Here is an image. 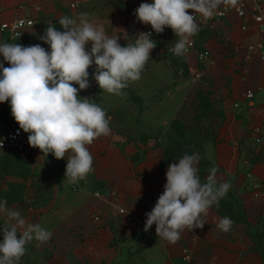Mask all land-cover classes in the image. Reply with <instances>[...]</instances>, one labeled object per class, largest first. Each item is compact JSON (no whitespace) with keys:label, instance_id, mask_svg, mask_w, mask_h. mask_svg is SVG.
Instances as JSON below:
<instances>
[{"label":"crops","instance_id":"crops-1","mask_svg":"<svg viewBox=\"0 0 264 264\" xmlns=\"http://www.w3.org/2000/svg\"><path fill=\"white\" fill-rule=\"evenodd\" d=\"M237 2L221 0L216 9ZM139 3L0 0V27L17 18L35 21L21 38H13L0 28V44H39L50 51V46L39 38L48 24L63 31L60 17L76 18L88 13L103 24L107 35L119 38V43L126 46L149 26L137 21L134 12ZM194 37L198 50L209 49L217 57L209 69L197 59V50L181 58L184 66L205 74L199 88L212 109L214 127L199 161L198 175L204 183L210 169L217 168L218 181L231 185L226 197L209 209L202 229H185L173 244L157 237L155 224L147 232L145 224L128 225L111 198L96 194L115 193L120 206L146 222L145 214L164 191L168 166L181 158L172 157L151 137L162 123L176 116L187 97L181 85L183 66L171 63L170 53L162 54L157 37H152L156 47L141 78L129 82L121 95L112 96V103L120 108L105 110L108 93L93 78L96 66L88 69L90 86L80 90L82 97L106 111L111 134L88 146L94 170L86 181L70 184L64 180L67 154L57 160L51 153L42 156L31 146L22 151L0 148V200L6 199L8 207L19 210L28 223L40 224L52 232L51 239L40 247L36 241L27 244L31 264H264L260 250L264 238V155L254 153L251 144L254 128L264 123L263 24L251 12L245 18L229 12L215 28H200ZM178 39L170 29L161 41L176 43ZM86 49L90 51V42ZM0 63L10 66L2 54ZM249 90L254 91L252 98L246 97ZM128 91L136 100L126 96ZM166 94L170 96L163 103ZM164 106H168L165 116ZM138 120L145 124L137 125ZM14 126L19 125L11 114L10 102L0 103V139ZM225 216L233 221L227 233L217 228L218 220Z\"/></svg>","mask_w":264,"mask_h":264},{"label":"clouds","instance_id":"clouds-1","mask_svg":"<svg viewBox=\"0 0 264 264\" xmlns=\"http://www.w3.org/2000/svg\"><path fill=\"white\" fill-rule=\"evenodd\" d=\"M220 2L153 0L141 3L134 14L138 22L151 25L157 34L171 28L179 38L172 51L180 56L200 30L196 14L209 19ZM58 23L63 31L50 23L39 37L50 51L39 44H0V54L10 65L4 67L0 63V103L10 102L15 122L29 133V145L39 148L42 156L51 153L59 160L67 154L64 180L76 184L86 181L94 170L88 146L111 134L106 111L90 98L79 96L80 90L90 86L88 69L94 64L93 78L99 88L119 96L129 82L141 78L156 42L151 39V32H140L134 43L121 46L119 38L107 35L103 24L88 13L76 18L62 16ZM89 42L90 51L86 49ZM200 159L197 152L185 153L168 166L164 191L145 214V232L155 224L157 237L174 244L185 229L204 227L209 209L219 205L231 185L218 181L215 167L202 183L198 175ZM0 214L6 218L0 233V264H19L27 244L36 241L40 247L52 237L51 231L28 223L19 210L8 207L6 199L0 200ZM232 225L233 221L225 216L218 220L217 228L227 233Z\"/></svg>","mask_w":264,"mask_h":264},{"label":"rangeland","instance_id":"rangeland-1","mask_svg":"<svg viewBox=\"0 0 264 264\" xmlns=\"http://www.w3.org/2000/svg\"><path fill=\"white\" fill-rule=\"evenodd\" d=\"M160 45H165L166 42L159 41ZM162 54H166L163 52ZM171 55V54H170ZM174 57V56H170ZM177 59V57H174ZM182 66V77L181 85L187 90V97L180 107L176 116L162 123L157 132H153L152 138L156 143H160L167 150H170L172 157H182L185 153L192 154L194 152L199 153L202 157L205 145L210 141L211 134L213 131V119H211L212 109L210 107V101L208 97L204 94V91L199 88L202 84L205 74L203 76H198L190 68L184 66V62L178 58L177 59ZM95 68L94 65H92ZM91 66V67H92ZM90 67V68H91ZM126 89V88H124ZM127 90V89H126ZM183 90V89H182ZM79 96L82 97V91H79ZM112 94H108L107 100L108 104L105 106V110L112 112L114 109H118L121 106H116L112 103ZM126 96H130L132 99L136 98L131 96L130 91L127 92ZM170 94H166L161 99L167 101ZM123 107H127L124 106ZM142 108L146 107L145 105L141 106ZM151 106H147L150 108ZM168 106H164V116L167 113ZM122 109V108H121ZM170 111V109H169ZM140 117H138L139 119ZM135 122V121H132ZM125 123H130L126 122ZM137 125H141V121L138 120ZM145 124V123H142ZM145 136H150L149 133H146ZM131 138H135L132 136ZM144 139H148L145 138ZM5 217L0 214V233H2L3 226L5 225ZM3 236L0 234V242H2ZM260 250L262 256L264 257V238L260 243ZM30 248L26 245L25 255L20 259L19 264H31L29 261L30 257Z\"/></svg>","mask_w":264,"mask_h":264},{"label":"built area","instance_id":"built-area-1","mask_svg":"<svg viewBox=\"0 0 264 264\" xmlns=\"http://www.w3.org/2000/svg\"><path fill=\"white\" fill-rule=\"evenodd\" d=\"M139 1L140 3L136 6V9L140 6L141 3H152V0ZM229 12H235L241 18H245L249 14V12H251L255 20L263 24L264 30V0H238L236 4H226L220 9H215L213 16L209 19H204L201 15L196 14V22L199 25V28H215L217 23L221 21ZM190 14H193L192 11L190 12ZM34 24L35 21L33 18L25 17L17 18L10 22H4L1 24L0 28L2 31H8L11 37L13 38H21L24 36L26 29ZM246 27V25L243 26L244 29ZM170 29L171 28H165L162 33L157 34L152 30L151 25H149L147 26L145 32H151V38L157 37V41H161L164 33L169 31ZM174 45L175 43L166 42L165 45H160L159 47L162 52L168 51L172 56L180 59L190 54L192 50H197V59L199 61H203L208 69L217 61V57L209 49H197V41L194 36L191 37V42L187 46V50L183 55L177 56L173 53L172 49ZM190 69L194 71L199 77L203 76L201 71L198 70V68ZM253 96L254 91L249 90L248 92H246V97L252 98ZM28 135L29 134L25 133L22 129L19 128V126H14L9 128L5 132L3 138H1L0 140L3 141V148H14L22 151L27 147H30L28 143ZM251 144L254 153L264 155V123L254 128V134L251 139ZM36 149L40 151L39 148ZM96 194L104 198H111L112 203L116 206L118 213L124 216V219L128 225L145 224L144 217L135 215L129 210H127L125 207L119 205L118 198L115 193L97 191ZM95 219L99 220L100 217L95 216ZM184 251L186 253V257H189V249L186 248Z\"/></svg>","mask_w":264,"mask_h":264},{"label":"trees","instance_id":"trees-1","mask_svg":"<svg viewBox=\"0 0 264 264\" xmlns=\"http://www.w3.org/2000/svg\"><path fill=\"white\" fill-rule=\"evenodd\" d=\"M178 59V58H177ZM174 57H168V60L171 62V63H174V64H179L178 60ZM168 152L171 154L170 150H168Z\"/></svg>","mask_w":264,"mask_h":264}]
</instances>
